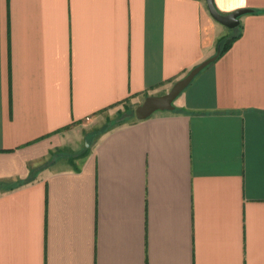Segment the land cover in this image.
<instances>
[{"label": "crops", "instance_id": "1", "mask_svg": "<svg viewBox=\"0 0 264 264\" xmlns=\"http://www.w3.org/2000/svg\"><path fill=\"white\" fill-rule=\"evenodd\" d=\"M214 3L252 12L0 0V264H264V0ZM225 37L173 111L107 125Z\"/></svg>", "mask_w": 264, "mask_h": 264}, {"label": "water", "instance_id": "2", "mask_svg": "<svg viewBox=\"0 0 264 264\" xmlns=\"http://www.w3.org/2000/svg\"><path fill=\"white\" fill-rule=\"evenodd\" d=\"M207 4V8L211 17L221 24L222 26L235 29L240 25V17L245 14L251 13L252 10L249 9H241L237 10L229 15L221 14L214 3V0H204ZM220 55V50H218L217 54L204 61L197 67H195L191 72L182 80L178 81L171 90L162 96H149L144 102L135 109V117L138 120H146L153 116L156 112L159 111H173L174 106L173 102L178 98V96L190 85L193 79L207 66L213 63L217 57Z\"/></svg>", "mask_w": 264, "mask_h": 264}, {"label": "rangeland", "instance_id": "3", "mask_svg": "<svg viewBox=\"0 0 264 264\" xmlns=\"http://www.w3.org/2000/svg\"><path fill=\"white\" fill-rule=\"evenodd\" d=\"M227 38V37H225ZM140 105V102H133L129 101L124 104L119 105L118 107L112 109L110 112H108V115H106V118L114 119L113 121H108L107 125L114 129L118 125H127L128 123H131L136 117H135V109ZM106 118L104 120H106ZM83 145V144H82ZM88 145V144H87Z\"/></svg>", "mask_w": 264, "mask_h": 264}, {"label": "trees", "instance_id": "4", "mask_svg": "<svg viewBox=\"0 0 264 264\" xmlns=\"http://www.w3.org/2000/svg\"><path fill=\"white\" fill-rule=\"evenodd\" d=\"M234 39L235 38L228 40L227 38H224V39L220 40V42H219L220 55L219 56L223 55L228 50V48L231 46Z\"/></svg>", "mask_w": 264, "mask_h": 264}]
</instances>
